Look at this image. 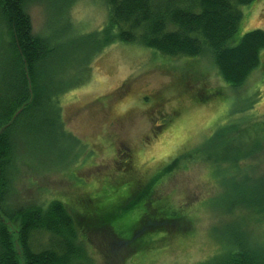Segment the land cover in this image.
<instances>
[{
	"label": "rangeland",
	"instance_id": "obj_1",
	"mask_svg": "<svg viewBox=\"0 0 264 264\" xmlns=\"http://www.w3.org/2000/svg\"><path fill=\"white\" fill-rule=\"evenodd\" d=\"M43 1H47L46 10L38 4L28 8L36 34L58 30L49 3L54 0ZM241 12L234 44L249 31H264V0H254L241 7ZM105 17V0H76L69 13L80 32L98 30ZM82 80L59 97L60 120L67 136L44 131V124L35 122V135L26 133L20 135L22 140L18 138L17 166H26L20 168L15 189L22 203L45 205L59 199L66 205L90 242L88 264H211L225 248L237 247L248 232L255 241L264 240L262 214L240 211L226 216L232 205L251 195L248 190L258 193L264 188V141L256 158L238 165V172H248L245 177H229L227 166L217 171L218 167L197 157V150L188 151L202 145L223 123L227 131L222 135H231L229 131L238 129L242 121L255 123L251 135H264V65L254 70L243 86L232 89L206 58L165 57L135 44L115 43L91 61L89 74ZM198 89L219 90L225 97L220 102L196 105ZM40 128H44L42 132ZM221 133L216 128L213 134ZM206 152L211 156L210 146ZM126 163L130 169L125 168ZM164 167L167 174L159 178L158 186L152 185V197L161 202L148 212L158 218L171 211L170 205L180 209L186 219L176 227L178 233L175 228L137 233L133 242L138 251L128 254L130 244L117 245L103 230H98L100 238L91 232L93 224L106 220L99 219L106 204L113 206L104 211L113 227L124 230L137 221L147 212L143 202L138 200L122 210L117 207L143 177ZM92 193L96 202L91 207L99 209L96 215L88 208ZM141 194V199L147 198L146 187ZM145 240H151L152 245L142 250L139 242Z\"/></svg>",
	"mask_w": 264,
	"mask_h": 264
},
{
	"label": "trees",
	"instance_id": "obj_2",
	"mask_svg": "<svg viewBox=\"0 0 264 264\" xmlns=\"http://www.w3.org/2000/svg\"><path fill=\"white\" fill-rule=\"evenodd\" d=\"M75 1H49L57 16L58 30L36 34L28 8L38 4L46 10L47 1L0 0V264L89 262L88 237L75 224L63 202L53 199L41 205L18 200L15 181L21 166H26L24 163L17 166L18 138L22 140L20 135L26 133L35 135V122L44 124L45 129L40 128V132L44 129L68 135L62 129L59 97L84 82L82 78L89 74L91 61L105 48L115 43L135 44L165 57L206 58L232 89L243 86L251 73L264 65V56L261 57L264 31L255 29L245 33L237 43L232 41L242 20L241 7L254 0H105V21L101 28L90 32H80L69 19ZM195 97L194 103L198 105L220 102L225 96L219 90L198 89ZM253 125L255 123L242 121L238 129L229 131L231 135H222L227 131L223 123L216 127L221 129V134L214 135L215 128L202 142L203 146L188 151L197 150V157L208 166L218 167L217 171L227 166L229 177H245L248 172L245 169L238 172V165L263 151L264 135H251ZM207 146L211 147V156L206 152ZM167 167L158 171L159 167L151 176L143 177L141 184L123 196L118 210L138 200L147 209L137 221L128 223L124 230L113 227L109 217L104 215V211L113 206L106 204L99 217L100 221L106 220L93 224L91 232L99 236L98 230H103L107 239H115L117 245L130 244L129 254L138 251L133 242L137 233L170 228L177 231L176 227L180 228L179 223L186 219L180 209L170 205L171 211L158 218L148 212L161 202L152 197V185L160 184L159 178L167 174ZM143 187H146L147 198L141 199ZM260 189L258 193L248 190L251 195L237 206L232 205L226 216L240 211L264 216V188ZM95 202L92 193L88 208L93 215L99 214V209L91 207ZM145 225L149 226L147 230ZM139 243L142 250L152 245L151 240ZM211 264H264V240L259 243L248 232L237 247L225 248L220 258H215Z\"/></svg>",
	"mask_w": 264,
	"mask_h": 264
},
{
	"label": "flooded vegetation",
	"instance_id": "obj_3",
	"mask_svg": "<svg viewBox=\"0 0 264 264\" xmlns=\"http://www.w3.org/2000/svg\"><path fill=\"white\" fill-rule=\"evenodd\" d=\"M126 164H127V167H125V168L130 169V165L128 163H126ZM131 167H132V165H131Z\"/></svg>",
	"mask_w": 264,
	"mask_h": 264
}]
</instances>
